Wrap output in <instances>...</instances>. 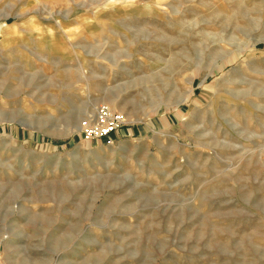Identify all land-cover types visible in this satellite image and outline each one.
<instances>
[{
	"label": "rangeland",
	"instance_id": "374dc122",
	"mask_svg": "<svg viewBox=\"0 0 264 264\" xmlns=\"http://www.w3.org/2000/svg\"><path fill=\"white\" fill-rule=\"evenodd\" d=\"M0 263L264 264V0H0Z\"/></svg>",
	"mask_w": 264,
	"mask_h": 264
},
{
	"label": "built area",
	"instance_id": "2783aa9c",
	"mask_svg": "<svg viewBox=\"0 0 264 264\" xmlns=\"http://www.w3.org/2000/svg\"><path fill=\"white\" fill-rule=\"evenodd\" d=\"M126 124V118L120 112L106 104H99L82 121L78 136L84 141L104 139L107 144H111L114 135Z\"/></svg>",
	"mask_w": 264,
	"mask_h": 264
},
{
	"label": "bare ground",
	"instance_id": "6f19581e",
	"mask_svg": "<svg viewBox=\"0 0 264 264\" xmlns=\"http://www.w3.org/2000/svg\"><path fill=\"white\" fill-rule=\"evenodd\" d=\"M4 26V25H3Z\"/></svg>",
	"mask_w": 264,
	"mask_h": 264
}]
</instances>
